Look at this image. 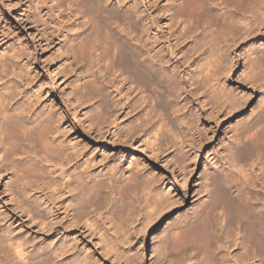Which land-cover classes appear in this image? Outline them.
I'll return each mask as SVG.
<instances>
[{"label":"bare ground","instance_id":"6f19581e","mask_svg":"<svg viewBox=\"0 0 264 264\" xmlns=\"http://www.w3.org/2000/svg\"><path fill=\"white\" fill-rule=\"evenodd\" d=\"M50 1L54 2V0ZM56 2L55 5L59 9L64 7L63 9L67 10L70 15L74 12L76 19L79 20L76 29H72L75 35H72L67 42L66 48L63 50V62L60 64V67L68 66L70 69H74L75 72L80 70V76L76 79L78 82L76 91L81 93L82 96H88L90 100L100 98L99 102L103 101L107 104L110 95L106 96L105 93L112 89L110 91V94H112L110 102H113L115 108L120 109V107L126 108L129 103L128 97L123 96L125 87L130 89L131 92L136 89L137 98L133 105L135 110H139V116L137 115V121L139 122L133 128L128 127V132L130 133L132 129L135 132L143 130L144 126L151 123L153 117L158 115V117H162L163 121L160 127L158 125L159 131L164 133V131L171 130V133L177 137L174 143L177 139L181 138V141L185 138L183 126L187 124L188 120L186 121L187 117L183 115L182 99L185 100L186 96L189 98L193 92L196 95L198 88H206L208 85L210 88H215L211 99H213V96L215 101L222 96L224 98L223 94L225 93H222L224 90L217 88L220 80H216L219 75L217 73H220L219 71L225 63L223 62L225 59L223 52L225 50L222 51L224 45L226 46L229 40L235 39L236 35L238 37L239 32L244 37L246 34L249 36L251 34V32L249 34L250 30L252 32L256 31L252 28L258 22L262 26L264 25V11L262 10L264 0H151L148 2L138 0L133 4H129V6H126L124 0L115 2L114 0H56ZM259 14H263V16ZM162 21H165L168 25V36L164 34L161 28ZM258 25L256 26L258 27ZM257 27L254 29H258ZM37 31L38 35L43 36V30L37 28ZM41 39V42L45 41L43 47H48L54 42L51 36H44ZM174 39L176 41L172 44L171 41ZM190 41V47L186 48V43ZM39 45L41 46L42 43ZM178 54L182 55L181 58L185 55L192 57L195 54H197V57L202 55V63L197 64L198 69L195 73H193L194 71L189 73L187 80L183 79L182 75L186 71L182 68ZM225 55L227 54L225 53ZM257 56L258 60L257 58L254 60L255 64L250 74L246 72V79L254 81L257 80L258 73L264 74V53H258ZM81 66H83V70H81ZM17 69L18 66L14 64L13 60L5 56L0 57V174H2L0 183L7 172L10 171L11 175L5 186H11L12 191L15 192L20 185V187L24 185L25 191L23 189L24 192L21 195L28 198L35 196L33 193L34 187H37V191L40 187H46V189L53 187L54 191L60 194L58 198L64 201L63 206H66V212H72V215L70 214L72 216L71 223L81 224L94 233H100V240L102 239L101 241L105 242V244L103 243L105 248L108 247L107 253L116 254L118 243L115 244V239L108 237L110 234H104L99 218H93L92 216H96V212L99 213V210L101 211L104 206L110 204L111 201H108V199L111 200L110 197L116 198V196L122 202H120L122 207L134 214L133 200L138 194V189L140 188L141 196L142 193L147 196L145 199L148 202L150 201L148 197L151 196L154 190L148 184H140L132 175L127 177L125 183H120L119 180H116L119 173L116 165L111 166L108 172L100 171L95 175L91 172L89 164L87 166L83 165L85 162L79 164L78 159L84 155L83 147L74 144L71 145V152H68L70 150L67 148L69 145H65L68 143L58 137V121L61 117L56 116L52 106H45L44 110H37L43 93L37 94L32 99L29 96L23 97L21 80L13 82V80H10L11 78L9 79L10 76H13V79H17V76L21 77V73ZM27 71L28 73L31 72L30 70ZM203 71H206V73L198 80L197 78L201 76ZM212 82L214 83L212 84ZM104 85H108L111 89L105 91ZM226 96L225 94L224 103L228 100L229 105L231 104L233 107L239 106L245 98V95L241 98L234 96L228 98ZM223 98H220V100L222 101ZM147 99H150V102L154 104L148 105L150 102ZM215 101L213 102L216 103ZM224 103L222 102V104ZM110 112L107 116H103L106 122L114 117L115 112ZM263 118V116L260 118L261 121ZM99 120L97 125L100 126V122L104 120L100 118ZM256 120L258 121V119ZM111 121L115 125L116 119L112 118ZM263 124L264 122L262 126ZM109 126L112 127V125ZM263 127H260L262 130L260 129L259 135H257L258 130H255L256 137L254 136V141L251 138V140L249 139L252 141L251 144L255 142L254 145L252 144L253 149L258 154L261 152V159L264 158ZM98 128L102 130L104 127L100 126ZM257 136L260 138H257ZM149 139L145 140L146 144L153 145L155 148L161 146L160 144L156 147V140ZM256 139L259 140L255 141ZM250 152L252 151L250 150ZM250 152L249 156L255 162L256 159L254 160L253 157L257 153L252 152L255 153L252 157ZM20 155H23L24 158H31V156L33 158H28L30 159L28 162L27 159L23 158V162L22 157L18 158ZM39 159L43 164L45 163L46 167L39 166L37 163ZM245 163L250 166V163L246 160ZM237 164H240V162H237ZM247 164L238 166L239 173L244 170L245 165L247 167ZM50 169H52L51 171L54 169V173L58 175V177H54V174L51 178L55 181L54 185H51L49 178L47 180L50 183L46 182L45 179L48 177L47 174H52ZM261 170L263 171V169ZM246 172H243V180L240 177L234 178L235 173H233V178L228 174L231 178L222 175L220 179L222 184L217 183L219 189L221 186V191L219 193L217 190L216 194H219L215 195L216 198L214 199L217 206L215 203H213L215 206H210L211 203H209L205 207L206 209L204 208V216L201 220L191 221L185 232H182L183 229L180 230L182 233L180 231L172 233L173 251H171L176 257L175 260L172 259L174 260L172 264H186L188 262H191L190 264H264V186L261 180L260 182L256 176L253 177L255 174L248 175L249 173ZM263 172H261L262 178L264 177ZM50 175L49 177H51ZM29 183L30 186H28ZM251 186L253 188L257 187V190L254 189L255 191L251 192ZM43 196L41 195V199L39 197L40 201L47 204L46 208L52 211L53 207H50V204L54 202H52L53 199L51 197L52 200L46 199L47 196ZM158 196V193H153V201L149 204L146 201L150 210L154 211L153 215L157 214L162 207L161 199ZM28 198L24 197V199ZM35 198L34 200H38ZM34 200L31 202H36ZM21 205L19 209L22 211L25 210L24 207L28 206H25L26 204ZM220 210L221 213L218 216ZM25 211L27 214H32L30 219H38V223L42 226H52V220H48L46 214L34 212L28 207ZM128 215L130 216V214ZM118 224L117 226H119ZM120 226L118 229L121 228ZM6 232H0V264L3 261L6 262V260L9 264H94L93 258L79 255L74 252L75 248L73 250V247L71 248L66 244L55 245L52 242L51 246L48 244L49 248L45 245L41 250L31 252L33 248L30 250V241L28 242L25 238L21 239L22 237L15 238L11 236L12 233L7 235ZM120 244L118 245L121 246ZM165 250H163L164 253ZM75 253L77 255H74ZM194 257H196V262L195 260L194 262L191 261ZM4 258L7 259L4 260ZM4 264H7V262Z\"/></svg>","mask_w":264,"mask_h":264},{"label":"rangeland","instance_id":"374dc122","mask_svg":"<svg viewBox=\"0 0 264 264\" xmlns=\"http://www.w3.org/2000/svg\"><path fill=\"white\" fill-rule=\"evenodd\" d=\"M124 1L126 6H129V4H133L138 0ZM56 3V0L54 2L50 0H0V57L5 56L13 60L14 64L18 66L17 71L21 73V77L17 76L19 80L18 78L13 79V76H10L9 79L11 78L10 80H13V82L21 80L23 97L29 96L32 99L37 94L43 93L37 110H44L45 106L54 108L56 116L61 117L58 121V137L68 143L65 144L66 146L69 145L67 147L68 150L70 149L68 152L72 150L71 145L76 144L78 147H83L84 155L78 159L79 164L83 162H85L84 166L89 164L91 172L95 175L100 171L108 172L111 166L116 165L119 170L116 180H119L120 183H125L128 179L127 177L132 175L140 184H148L154 190L153 193L159 194L158 198L161 199L162 207L157 214L153 215L154 211L150 210L146 204L147 199L145 198L147 196L145 195V197L143 193L141 196L140 188L137 191L140 195L137 194L138 196L136 195L133 200V205L135 206L134 214L122 207V202L118 199V196L116 198L110 197L111 200L108 199V201H111L110 204L104 206L101 211L99 210V213L96 212L98 215L96 214L95 216L93 213L94 216H92L93 218H99L105 235L110 234L108 237L115 239V244L121 243V246L117 244L118 251L116 249V254L107 253L108 247L106 246L105 248V242L101 241L102 239L100 240V233H94L81 224L75 225L71 223L72 212H66V206H63L64 201L58 198L60 194L54 191L53 187L49 186L50 188L47 189L46 187H40L38 188L39 191H37V187H34L33 193L36 198L31 196L29 199L27 196L21 195L25 191L24 185L22 187L20 185L15 192L12 191L11 186H5L11 175L9 171L0 183V232L7 231V235L12 233L11 236L15 238L22 237L21 239L25 238L28 242L30 241L32 246H30V250L33 248L31 252L41 250L45 245L48 246L52 242L55 245H69L71 248L73 247V250L75 248L76 251L74 250V252L79 255L93 258L94 264H172L176 259L172 252V233H177V231H182L183 229L184 231L182 232H185L191 221L201 220L204 216L205 207L209 203H211L210 206H217L214 199L221 191V186L219 189V185L222 184L220 181L222 175L226 176L228 174L232 177L233 173H235L236 176L234 175V178L240 177L243 180V174L247 171L248 175L255 174L253 177L255 178L256 176L259 181L261 180L264 186V177L262 178L261 176V172L264 171V158L262 157L261 159V152L258 154L253 149L255 142L252 145V141H250L251 139L253 140L254 136L256 137L255 130H258L257 135H259L260 129L264 126V124L262 126L264 118L262 121L260 119L262 116L264 117V74L258 73V76L261 77L257 76V80L254 81L246 79L247 73L249 72L248 74H250L255 64L254 60L256 58L258 60L257 54L264 53V25L262 26L258 22L260 26L258 24H256L258 27L256 25L253 26L258 29L252 28V30L256 31L252 32L250 30L249 34L250 32L251 34L249 36L246 34L248 37L246 35L244 37L239 32L238 37L237 35L235 36L236 40H229L222 49V51H226L223 52V57H225L223 62L225 63L223 64V69L221 68L222 72L220 69V73H217L219 75L216 80H220V83L218 82L220 86L218 84L216 86L224 90L222 93H225L228 98L231 96L241 98L245 95L241 104L233 107L231 104L229 105L228 100L224 103L225 94H223L224 98L223 96L220 97L223 100L221 101L219 98L217 101L220 102L217 103L214 96V100L211 99L214 87L210 88L208 85L206 88H198L196 95L193 92L189 98L186 96L185 100L182 99L183 115L187 117L186 121L188 120L187 124L183 126L185 138L181 141V138L177 139L174 143L177 137L171 133V130L168 132L164 131V133L159 131L160 124L163 121L162 117H158V115L153 117L151 123L144 126L145 129L140 130L141 133L140 131L135 132L133 129L130 133L128 132V127L131 126L133 128L139 122L137 121L139 110H135L133 105L137 98L136 89L131 92L130 89L125 87L123 96L128 97L129 103L126 108L120 107V109L115 108L112 104L113 102H110L112 100V94H110L112 89L108 85H104L105 91L111 89L105 93L106 96L110 95L107 104L103 101L99 102L100 98L90 100L88 96H82L81 93L76 91L78 89L76 79L80 76V70L75 72L74 69H70L68 66L60 67V64L63 62V50L66 48L67 42L72 35H75L72 29H76L79 20L76 19L74 12L70 15L67 10L63 9L64 7L59 9L55 5ZM262 10L264 11V6ZM261 15L263 16V14ZM161 24L164 34L168 36V25L165 21H162ZM37 28L43 30L45 35H38ZM241 35L242 37H240ZM44 36H51L54 40L50 46H44L45 48L43 47L45 41L41 42V38ZM174 41L176 40H172L171 43L174 44ZM40 43H42L41 46L39 45ZM190 44L191 41L186 43V48L190 47ZM181 56V54H178L182 68L186 72L188 70L182 76L183 79L187 80L189 73L193 71L195 73L198 69L197 66L202 63V55L200 57H197V54L193 55V57L185 55L182 58ZM27 70L31 72L28 73ZM81 70H83V66H81ZM205 73L206 71H203L197 79H201ZM188 88L191 89L190 86ZM150 101L149 99L148 102ZM150 104L153 105L154 103H148V105ZM91 106L92 108L90 109ZM109 111H111L110 113L115 112L114 117H111L106 122L103 116H107ZM99 118L104 120L100 122V126L104 127L103 131L97 125V121H100ZM112 118L116 119L115 125L112 124ZM154 118L156 121H154ZM258 123L261 124V128ZM109 125H112V127ZM257 127L259 128L257 129ZM251 134L253 135L252 137ZM149 138L156 140V147L160 146V144L161 146L155 148L153 145L146 144L145 140ZM257 140L259 139L255 141ZM247 148H249V152L251 150L257 153L253 157L255 153L250 152L253 159H256V163L252 161ZM23 155L18 157H22L21 160L23 162L24 159H27L28 162V160L30 161L33 158L32 156L31 158H24ZM239 158L242 159L240 160ZM245 160L250 163L252 170L245 163ZM257 160L260 161L258 162ZM39 161L37 162L39 166L46 167L45 163L43 164L40 159ZM237 162L242 165L247 164L251 173L246 165L243 167L244 170L239 173L238 166L240 164H237ZM261 166L263 171L260 169ZM232 171L234 172L231 173ZM50 173H52L51 175L49 174L51 177L47 174L48 177L45 179L46 182L50 181L51 185H54L55 181L51 178L54 174V177H58V175L54 173V169ZM259 175L261 178L258 177ZM245 183L247 184V182ZM28 186H30V183ZM253 186L251 187L253 188ZM251 187V192L257 190V187L253 189ZM23 189L24 191H22ZM217 190L219 193L216 194ZM14 193L18 194V197H15ZM152 194L148 197V199L150 198V201H147L148 204L153 201ZM41 195L42 197H44L43 195L47 196L46 199H53L51 200L52 202L54 201V204H50V207H53L52 211L46 208L47 204H43V201H40ZM23 196L28 199H24ZM34 198L38 199L39 202L34 200ZM33 200L36 202H31ZM34 203H37L39 207ZM21 204L28 205L27 207L34 212L46 214L48 216L47 219L52 220V226H42L38 223V219H30L32 214L26 213L27 207H24V211L19 209L22 206ZM219 213H221V210L218 212V216ZM128 214H130L131 218ZM110 218L113 222L109 220ZM122 219L125 220L123 221ZM114 220L118 221L114 222ZM119 222L123 224L120 226ZM117 224L121 228L118 229L119 226ZM117 230H119L118 233ZM162 249H166L165 253ZM77 253L74 255H77ZM159 253L161 254L159 255ZM117 254L120 256L118 257ZM195 259L196 257L191 261L194 262ZM6 262L9 264L8 260ZM6 262L3 261L2 264Z\"/></svg>","mask_w":264,"mask_h":264}]
</instances>
